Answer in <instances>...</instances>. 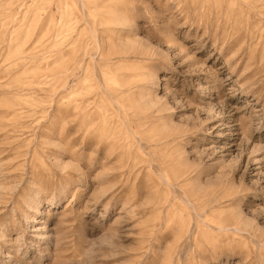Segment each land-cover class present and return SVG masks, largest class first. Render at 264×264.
Returning <instances> with one entry per match:
<instances>
[{
  "label": "rangeland",
  "instance_id": "obj_1",
  "mask_svg": "<svg viewBox=\"0 0 264 264\" xmlns=\"http://www.w3.org/2000/svg\"><path fill=\"white\" fill-rule=\"evenodd\" d=\"M0 264H264V0H0Z\"/></svg>",
  "mask_w": 264,
  "mask_h": 264
}]
</instances>
